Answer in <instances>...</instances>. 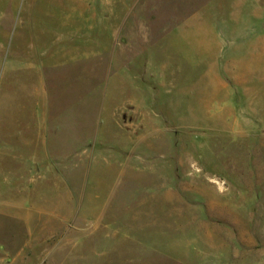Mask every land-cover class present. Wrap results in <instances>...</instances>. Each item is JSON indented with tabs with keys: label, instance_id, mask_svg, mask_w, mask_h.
I'll return each mask as SVG.
<instances>
[{
	"label": "rangeland",
	"instance_id": "obj_1",
	"mask_svg": "<svg viewBox=\"0 0 264 264\" xmlns=\"http://www.w3.org/2000/svg\"><path fill=\"white\" fill-rule=\"evenodd\" d=\"M49 1L0 0L2 135L5 59L28 49V3ZM93 1V62L70 83L92 151L31 183L0 162V212L17 215L0 239L28 264H264V0Z\"/></svg>",
	"mask_w": 264,
	"mask_h": 264
},
{
	"label": "crops",
	"instance_id": "obj_2",
	"mask_svg": "<svg viewBox=\"0 0 264 264\" xmlns=\"http://www.w3.org/2000/svg\"><path fill=\"white\" fill-rule=\"evenodd\" d=\"M28 4L34 9L28 29L30 34L28 49L26 53L21 50V54L12 49L11 56L6 57L3 66L6 85L5 109L6 112L10 111L12 123L9 127L5 121L9 120V113H5L4 123L1 124L4 135L0 133V162H4L3 166L6 168L9 161L14 162L19 158L21 167L28 169L27 173L30 176L28 183H31L33 173L38 174L37 169L46 168L51 174L60 168L62 161L66 160L65 153H68L69 157L68 166L72 154V166L75 167L76 152L86 151L87 145L92 151L91 124L85 126L84 131L79 133L84 138L78 143V128L81 129L82 117L76 112L75 91H70V88L76 85L70 83L71 80L74 82L77 79L76 67L73 66L91 67L94 54L91 47L84 46L87 42L84 36L86 31L90 32L88 25L92 17L90 8L101 7L103 4L93 0H54L43 5L34 2ZM56 33L59 34L57 38ZM72 38L75 41H72ZM56 68L63 71L61 88L65 99H61L62 101L54 98ZM105 71L102 93L105 88L107 90V53ZM84 94L85 99H80V103H91L92 84L88 86V91L84 89ZM59 104L61 111L57 107ZM67 109H70L68 113L65 112ZM65 118H68L67 123L62 121ZM9 129H12L11 136ZM51 175L54 176L55 172ZM0 214L17 216L16 213L6 211ZM26 226L29 231V225ZM26 250L27 246H19L12 251L6 248L4 241L0 239V264H28Z\"/></svg>",
	"mask_w": 264,
	"mask_h": 264
}]
</instances>
